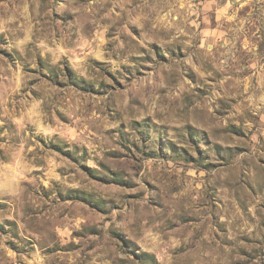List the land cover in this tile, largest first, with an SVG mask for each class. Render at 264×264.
Instances as JSON below:
<instances>
[{"label":"rangeland","instance_id":"obj_1","mask_svg":"<svg viewBox=\"0 0 264 264\" xmlns=\"http://www.w3.org/2000/svg\"><path fill=\"white\" fill-rule=\"evenodd\" d=\"M0 264H264V0H0Z\"/></svg>","mask_w":264,"mask_h":264}]
</instances>
